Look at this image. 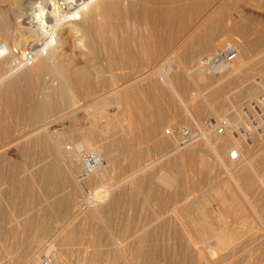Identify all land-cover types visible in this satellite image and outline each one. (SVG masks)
Here are the masks:
<instances>
[{
	"label": "rangeland",
	"instance_id": "rangeland-1",
	"mask_svg": "<svg viewBox=\"0 0 264 264\" xmlns=\"http://www.w3.org/2000/svg\"><path fill=\"white\" fill-rule=\"evenodd\" d=\"M50 1L43 0L47 9ZM144 1L152 5L153 0L125 1L121 5L124 9L121 8L126 15L119 7L127 22L121 15L118 17V8L117 18L108 26L98 19L95 46H92L90 36L69 34L70 30L65 27L69 21L63 19L68 15V7L63 8L64 15L57 18L59 23L54 34L55 48L56 52L59 49L64 51V61L72 78L68 80L69 85L66 83L65 89L59 88L55 82L54 90H51L52 99L55 97L52 101H57L54 103L59 108L49 118L46 117L47 121H43L47 124V130L41 136L46 139V146L36 143L32 146L30 156H25L19 151V143L10 144L11 135L19 131L26 135L35 130L33 126L43 124L31 126L27 121L31 116L30 111L19 120L7 118L13 134L1 133L7 135H2L4 142L2 138L0 142L8 145L0 143L3 147L5 145L3 156L6 159L2 168L5 170H1L3 179L0 180V264H45L47 258H51V264H56L61 256L64 259L62 257L59 264H127L117 256L111 244L115 240L127 241L143 235L144 239H148L155 234L160 240L157 241L159 248L167 245L170 250L177 251L171 255L181 258L179 254L183 234L180 228L193 221L192 210L188 211L193 205L200 206L201 211L211 215L212 229L224 226L232 233L237 231L232 237L239 240L260 237L262 242L246 252L238 264H264V247L260 246L264 244V187L253 186L252 190L241 187L240 190L236 184L237 173L244 171L253 176V172L259 174L264 169L260 161V154L264 150V140L260 136L263 134L262 129L255 126L252 114L243 116L241 113L239 95L244 73L242 75V71L237 70L234 57L229 60V66L225 63L215 69H202V60L208 55L214 57L220 53L219 49L213 50L216 47L212 49L208 44H203L207 27L203 34L200 30L204 27L195 30L197 26L184 32L177 31L176 25V29L171 26L166 30L162 19L161 23L158 19L159 25L158 22L152 25L151 20L148 18L147 21L141 14L145 7L142 6ZM158 1L162 2L154 0L153 4L157 2V6H161ZM177 1L173 0L172 3ZM201 1L193 0L196 3ZM218 1L209 0L212 6L205 0V9L198 11V15L195 13V20L200 21L201 16L203 20L206 17L214 19L209 21L211 24L228 18L236 20L239 0H224L220 2L221 6ZM4 2L6 0L0 2L3 5L0 6L1 11L7 8L6 11L14 20L19 19L23 11L17 9L18 2L13 0L17 5L14 8L13 2ZM166 2L171 3V0ZM177 3L183 2L179 0ZM216 6L220 7L216 10ZM125 10L132 14L129 15ZM135 12L141 14V19L145 21L140 20L141 16L136 17ZM144 22L148 23L147 26ZM233 32L229 35L231 42L235 44L237 41L239 45L235 46L241 51L238 33ZM152 34L156 36L154 39ZM196 36L199 39L204 37L199 42ZM65 37L68 41L64 40ZM223 50L225 48L220 51ZM113 52L117 55L126 52L127 61L115 63ZM171 53L173 57L163 67L169 69L166 78L139 77L152 67V63L161 64ZM33 62L20 64L24 67L16 75L24 72ZM114 90L121 92L111 95ZM122 96L126 102L119 100ZM254 110V115L262 117L260 111ZM185 127L190 130L191 136L181 140L178 134ZM232 138L240 139L239 148L243 156L238 146L229 144ZM77 144H82L86 150L96 148L101 152L104 165L108 168L105 180L101 181L95 174L78 179L79 160L70 152ZM214 147L221 156L214 155ZM12 167L21 169L19 193L8 183ZM233 191H236L237 198H231ZM204 230L205 236L202 234L201 238L208 237L211 232L209 228ZM143 245L145 249L148 247L145 240ZM221 251L217 249L219 254L226 250ZM163 252L156 257L154 264H171L168 262L171 255L168 251ZM116 258H120L119 261Z\"/></svg>",
	"mask_w": 264,
	"mask_h": 264
},
{
	"label": "bare ground",
	"instance_id": "bare-ground-1",
	"mask_svg": "<svg viewBox=\"0 0 264 264\" xmlns=\"http://www.w3.org/2000/svg\"><path fill=\"white\" fill-rule=\"evenodd\" d=\"M3 1L4 0H0V2H3ZM7 1H10L11 3L13 2V0L12 1L6 0V2H4V4H6ZM125 1H127V0H52V1H50V5L48 4L50 6L49 9H47L46 6L44 7L43 0H16V3L18 2L17 4H19V6L15 5L16 3L13 2L15 6L12 5L13 4L12 3L11 4L13 6L12 8L17 6V9L19 11H23V14L21 16H19V19H17V20H14L11 17L10 13L6 11L7 8L6 9L3 8V11L5 10L6 12L5 11L2 12L1 11L2 7L0 8V11H1L0 12V40H1L0 41V84L3 83L0 87V136H1L0 138L3 139L2 140L3 142H4V138L2 137L3 134H1V133L8 132L9 135L13 134V133H11L12 128L9 126V124H7L8 123L7 118L10 117L11 120H12V118L19 120L20 118L22 119L24 115H28L27 112L30 111L31 116L28 117L29 120L27 119V121H29V124H31V126H33L36 124L38 125L40 123L42 124L44 120L47 121V119L49 118L48 116L53 115L55 110H57V108H59L57 103L56 104L54 103L57 101H54V102L52 101L55 97L53 99L51 97V90H54L53 89L54 83L57 82V85H59V88H62V90H63L66 88V83L68 82V85H69V81L72 78L70 75L71 72L66 67V64L64 61V59H65L64 51L60 50L58 48L60 51L57 50V52H56V48H55L56 42L54 39V34H55V32H57L56 27H58L57 25L59 23L57 18L58 17L61 18L64 15L63 8L68 7V10H69V12L67 13L68 15L63 17V19H65V20L68 19V21L70 23V24L68 23V26H65L70 30L69 34L73 35V36L78 35V34L79 35L83 34V35L87 36V38H88V36H90L92 46H95L96 42H97V40H96L97 36H94V35L96 33L95 29L98 27L97 26L98 25L97 24L98 19H102L104 21V23H106V25L108 26L110 23H112L117 18L116 11L119 9V7L120 8L122 7L121 5L125 4ZM153 1H151L152 5L149 4V2L146 4V2L144 1L145 3H144V5H142V6H145L144 9L142 8L144 10L143 11L144 13L143 12L141 13V11H140V13L143 14L144 18H146L147 21H148V18L151 20V24L152 23L155 24V22H158L157 24L159 25L158 19L160 20V23H161V19H162V21L164 22L163 23L164 27L166 26L165 27L166 30L169 29L168 27L173 26V28H174V26L176 25V26H178V29H179V30L177 29V31L183 30V32H184V30H187L190 27H191L190 28V30H191L192 28L197 26L198 28H195V30L202 29L204 27L202 30H200L203 33V30L204 29L206 30V27H207V34L204 38V41L202 40L204 42L203 43L204 45L208 44L211 48L213 46H214V48L216 47L215 49L212 48L213 50H218V49H220V47H221V49L225 48L224 52L229 51V49L235 50V54L233 55V57L236 58V60H235L236 64L235 63L234 64L237 66V70L239 72H240V70L242 71V72H240V73H242V75L244 73V75H243L244 78L243 79L241 78L242 80L240 83L241 84L240 86H242V91L240 90L241 93L239 95V99L241 102V111H242L241 113H243V116L244 115L247 116L249 114H252V116L254 118L252 120L254 121L255 126L262 129L263 134L262 135L259 134V135L262 136L263 137L262 140H264V4H263L264 0H239L238 1L239 5L237 4L238 5L237 6L238 7V10H237L238 11L237 12L238 17L236 20L233 21L232 19L228 18L226 21L214 23V24L209 23V21L211 20L210 18L206 17L203 20L201 14H199L201 16L200 21L195 20V18H194L195 13L197 14L198 11L203 10V8L206 6L205 0L204 1L202 0L204 3H201L202 1L200 3H196V2H193V0H180V3L183 2L182 4L177 3V2H179V0L176 3H172L173 0H171V3L166 2V0H164L165 3L163 0L161 3L158 1L160 4H162L161 6H157V4H156L157 2H154V4H153ZM167 1H169V0H167ZM198 1H200V0H198ZM223 1H220V2H223ZM208 2H209V0H208ZM206 3H207V0H206ZM215 3H217V2H215ZM1 4H0V6H3ZM175 4H178V5H175ZM221 4L222 3H220V6H221ZM211 5L214 6L213 4H211ZM215 5H217V4H215ZM220 6H216L215 9L217 10L218 7H220ZM122 8H121V10H122ZM211 8H213V7H211ZM9 10H11V8ZM137 10L138 9H136L135 11H137ZM118 11H119V12H117V14L119 13L118 17H119V15H121L122 19H124L123 17H124V15H126L123 12L124 10H122L124 15H122V13H120V9ZM211 11H212V9H211ZM127 12L128 11H126V13ZM137 12H135V16L140 17L141 14H139ZM214 12H215V10H214ZM128 13H130V12H128ZM136 13L139 16L136 15ZM200 13H202V12H200ZM212 13H213V11H212ZM131 14L132 13H130L129 15H131ZM202 15H203V13H202ZM207 15H205V16H207ZM52 17H54V19ZM196 17H198V16H196ZM208 17H210V15ZM141 18H142V16L140 17L141 21H145V19L142 20ZM119 19H121V18H119ZM197 19H200V17H198ZM124 21L127 22V18H126V20L124 19ZM196 21H198V22H196ZM211 21H214V19ZM51 22L53 24H56V25H53ZM126 24L127 23H125V25ZM147 24H146V26H147ZM176 26L174 29H176ZM154 27H156V26L154 25ZM158 27H160V26H158ZM100 28L101 27H99V29ZM113 29H115V28H113ZM125 29H126V26H125ZM118 30L120 31V29H118ZM154 31H155V29H154ZM233 31H236V34L238 33L237 36H239V39H240L238 42L241 43L240 48L242 45L241 51L237 48V45L235 46V44L239 45V43H237V41L235 44H233L234 42L233 43L231 42V38L229 37V35L231 33H235ZM101 33H102V31H101ZM179 33H181V32H179ZM205 33H203V34H205ZM156 34H157V32H156ZM182 34H184V33H182ZM188 34H189V32H188ZM152 35H154V34H152ZM233 35L234 34H232L231 37H233ZM101 36H102V38L105 37L104 35H101ZM153 37H156V36L154 35V36H152V38ZM203 37L204 36H202L201 39ZM41 38L42 39L46 38L45 40L43 39L44 40L43 43L41 42L42 41ZM141 38H142V36H141ZM201 39H199L197 37V41L199 40V42H201ZM64 40H67V38L65 37ZM157 40H154V41L156 42ZM162 40H164V39L162 38ZM124 41L126 42V40H124ZM232 41H234V40H232ZM146 42H147V40H146ZM126 43H128V42H126ZM118 44H119V42H118ZM124 44H122V45H124ZM163 44L165 45V43H163ZM164 45H163V47H164ZM156 47H155V49H156ZM164 48H166V47H164ZM113 50H111V51H113ZM116 50H114V51H116ZM160 52H161V50H160ZM114 53L115 52L112 53L113 54L112 56L114 57V55H115V57L114 58L112 57V58L114 59L115 63L120 62V64H122V63L127 61V56L125 54L126 52L125 53L122 52L123 55H117ZM236 53H237V55H236ZM19 54H21L20 57H19ZM151 54L153 55V53H151ZM154 54H157V52ZM158 54L160 55L159 52H158ZM226 56L227 55L218 54L214 57L211 55L209 57V55H208V57L206 56L207 58H205L204 60L201 59L202 60L201 68L204 69L203 68L204 62H207L210 59H213L214 62H217V61H220L221 58L225 59ZM171 57H173L172 53H171V55H168L167 58L165 57V59L162 60L163 62H161V64H158V63L155 64L154 63L155 65H153V63H152V67L143 71V73L139 77H143L142 79H145L147 77L156 78L158 76H160L161 79L164 78L167 74H169V69L167 70L166 68H163V67H165V64L170 60ZM35 58H36V61L34 63L33 60ZM118 59H120V61ZM31 62H33V64H31V65L29 64L30 66H28V68H26V70L24 72H22L20 75H16V73H20L18 71H20L24 67L23 65H20V64L27 65L28 63H31ZM226 63H228L227 65L229 66V61H226ZM236 66H234V67H236ZM195 71H198V70L196 69ZM242 75H240V76H242ZM47 77H49V79H47ZM200 77H201V75H200ZM73 79H74V77H73ZM164 81H166V80H164ZM52 84H53V86H52ZM119 92H121V91H117V92L115 91L111 95L119 94ZM158 92H160V91H158ZM54 93H56V92H54ZM124 98H125L124 96H122L120 99L118 97V99L121 101H124L125 100ZM127 98L129 99L130 96H128ZM105 100H107V99L105 98ZM126 101L127 100H125V102ZM127 103L130 104L129 102H127ZM131 104H133V103H131ZM132 106H134V105H132ZM254 109H257L258 112L260 111L262 117H257L256 115H254V111H256ZM72 112H74V111H72ZM62 116H63V114H62ZM138 116H140V115H138ZM46 117H48V118L46 119ZM138 121H140V120H138ZM33 127L34 128L36 127L35 130H33L30 133H27L26 135L20 134L19 133L20 131H19L18 133H15L14 135L10 136V139L11 138L12 139H11V143L10 142L9 143L10 144H13V143L18 144L19 143V151L21 153H23L25 156L26 155L30 156L29 153L32 151V146L35 145L36 143H39V144L42 143L45 146L47 143L46 139L43 136H41L44 134L43 132H46L45 130H47V124L43 123L40 126L38 125V126H33ZM5 135H7V134H4L3 136L5 137ZM7 138H9V137H7ZM238 140H240V139H238ZM238 140H235L232 138V141L229 144H233L234 146H238V148H239L240 146H239ZM3 142H0V143L2 144ZM3 144H5V143H3ZM5 145H8V144H5ZM5 145H4V147H5ZM88 145H90V144H88ZM4 147L2 145L0 147V180L3 179L1 177V174H2L1 170H5V169H2L3 165H4L3 163H4V161H6V159H4V156H3V151L5 149ZM47 147H48V145H47ZM7 148H8V146H7ZM212 149H213L212 151H213L215 156H217V157L221 156L219 154V150L216 147H214ZM81 150H86V149L82 144H77L76 148L73 150H70V152L75 157V159L79 160V151H81ZM88 150L94 151L102 159L101 152L98 149H96V148L90 149L89 148ZM238 150L242 155V151L240 150V148ZM25 156H24V158H25ZM260 158H261L260 161L262 162V164L264 166V150L261 152ZM258 164H260V163H258ZM14 166H17V164ZM18 167H12L11 168L12 173L10 170L11 176H10V178H9V175L7 177V179L8 178L10 179V181L8 182L11 185L10 187H12L13 190L17 193H19L18 190L21 187L20 186L21 181H20V177H19L21 169L19 170ZM106 168H107V166L104 165V162L102 159L99 169L94 173L101 181L105 180L106 176L108 175V173L106 172ZM262 171L259 172V174L257 172L256 173L253 172V174H254L253 176H252V174L246 173L244 171L237 173L238 179L236 181V184L239 187V189L242 187V188L252 190L253 186H257V187L263 186L264 187V169ZM22 173H23V171H22ZM28 174H30V173H28ZM12 191H10V192H12ZM14 193H13V195H15ZM96 195H97V193H96ZM99 195H101V194H99ZM230 195H231V198H233V197L237 198L236 191H233ZM98 196H95V198H99ZM119 202H120V200H119ZM262 202H264V198H262ZM262 202L260 201L261 204H262ZM120 204H121V202H120ZM194 206L195 205H193V208H191V207L188 208V211L192 210V212L191 211L190 212L193 215L192 214H190V215H192V217H194L193 221H191L189 223L186 222L187 224L182 225L180 228L182 231V234H183V237H182L183 243L182 242L180 243L182 245L180 247V254L179 253L178 254L180 255L181 258L177 257L178 255H176V254L175 255L177 258H175V256L171 255L172 252H177V251H175V250L172 251L173 249L170 250L171 248L168 247L167 245H166L167 247L164 245L165 248H159L157 241H160V240H157L158 237H156L157 236L156 234H155V236L150 235L148 237V239H144L143 237H145V236L143 235L140 237H138V236L132 237L131 239H129L127 241L126 240H122V241H116L115 240L114 243L112 242L113 244H111V245L114 246L113 249H115L117 256H119L121 259H123L127 264H154V261H156L155 259H157L156 257L158 255H160L161 252L164 253L163 251H165V252L168 251L167 253L171 255L168 258V262H170L171 264H175V263L176 264L177 263L178 264L179 263H183V264H238L239 259L242 258V256L246 252L251 250L260 241L262 242L260 237L258 239H255V237L247 238L245 240H243L242 238H241L242 240L236 239L235 237H232V235L235 236L234 233H236L237 231L236 232L233 231V233H232L230 230L227 231L224 226H223L224 228L220 227V228L215 229L214 227H216V226L218 227L219 224L214 226L213 227L214 229H212L211 226L213 224L211 223V219H210L211 215L209 216V214H206L205 212L201 211L200 206L199 207H197V206L194 207ZM103 208H105V207H103ZM182 209L184 210V208H182ZM185 210H187V209H185ZM92 212H93V210H92ZM181 216H182V213H181ZM172 217H174V216H172ZM259 219H260V217H259ZM185 221H187V220H185ZM167 224H168V221H167ZM171 225H172V223H171ZM175 227H177V225H175ZM204 228L205 229L209 228L211 230V232L208 235V237L201 238L200 236L205 231ZM210 230H208V231H210ZM156 231H155V233H156ZM206 233H208V232H206ZM244 236H246V235H244ZM178 239H180V238H178ZM144 240H145V242L148 243V247L146 249H145L144 245H143L144 247L142 246V243ZM260 246L264 247V244H262ZM217 249L218 250L220 249V251L224 249L226 251H224L225 253H223V254H219L217 252ZM221 252H223V251H221ZM167 253H165V254H167ZM93 254H94V252L92 253V256H93ZM112 254H113V251H112ZM95 255H97V254L95 253ZM62 257L64 259V256H61V258H60L61 260H59V257H58L59 262L57 261L56 264H59L62 262ZM120 258H118V259H120ZM118 259L116 258V260H118ZM90 260H92V259H90ZM66 261H68V260H66ZM87 261H88V259H87ZM124 261H122V262L124 263ZM116 263L117 262H115V264ZM34 264H40V262L34 263ZM87 264H88V262H87ZM89 264H96V263L91 262Z\"/></svg>",
	"mask_w": 264,
	"mask_h": 264
},
{
	"label": "built area",
	"instance_id": "built-area-1",
	"mask_svg": "<svg viewBox=\"0 0 264 264\" xmlns=\"http://www.w3.org/2000/svg\"><path fill=\"white\" fill-rule=\"evenodd\" d=\"M219 54L227 55L225 59H220V61L214 62L213 59H210L207 62H204L203 68L204 69H215L217 66L223 65L226 63V61H229L233 58V55L235 54V50L229 49V51L224 52L220 51ZM179 137L181 140H185L191 136V132L188 128H184L179 131ZM101 157L95 153L92 150H81L79 151V165H80V171L78 174V179L82 180L86 178L87 176H90L94 174L100 167L101 164ZM51 258H47L45 260V264H50Z\"/></svg>",
	"mask_w": 264,
	"mask_h": 264
}]
</instances>
